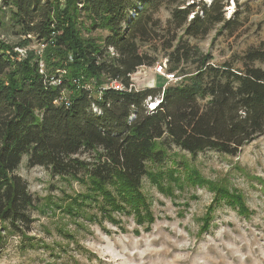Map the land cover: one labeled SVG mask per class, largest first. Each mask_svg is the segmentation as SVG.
<instances>
[{
  "label": "trees",
  "instance_id": "16d2710c",
  "mask_svg": "<svg viewBox=\"0 0 264 264\" xmlns=\"http://www.w3.org/2000/svg\"><path fill=\"white\" fill-rule=\"evenodd\" d=\"M162 5L170 9L165 24L153 16ZM224 5L212 0L197 10L186 0L1 1L0 33L18 41L0 39V250L11 234L40 248L29 236L33 214L56 207L72 222L106 218L121 227L116 214H132L149 229L155 217L142 188L145 178L173 197L176 188L207 186L217 204L250 215L243 193L226 179L206 178L185 160V174L167 165L179 162L177 151H170L174 144L192 156L206 149L234 156L264 134V42L214 62L212 52L189 41L233 21ZM35 43L42 54L29 49L19 59L17 50ZM160 57L177 82L164 90L135 88L132 74ZM58 78L61 83L50 84ZM111 78L125 89H101ZM162 92L149 110L148 100ZM23 157L31 167L79 181L85 191L38 201L16 173ZM256 178L264 186V178ZM214 207L200 219L202 232ZM59 230L72 237L64 225Z\"/></svg>",
  "mask_w": 264,
  "mask_h": 264
},
{
  "label": "rangeland",
  "instance_id": "374dc122",
  "mask_svg": "<svg viewBox=\"0 0 264 264\" xmlns=\"http://www.w3.org/2000/svg\"><path fill=\"white\" fill-rule=\"evenodd\" d=\"M193 1L200 10L212 0H186V4ZM224 4L226 19H233L230 24L218 23L205 36L189 37L190 43L212 52L214 62L231 60L250 46L264 42V0H224ZM153 16L165 24L170 9L162 5ZM0 39L18 41L1 33ZM23 49L17 50L19 59L27 57L29 49L42 54L41 46L36 43ZM41 62L45 70L46 64ZM165 62L160 57L154 65H142L132 74L135 88L166 85L165 77L154 70L156 64ZM173 82L177 81L169 84ZM170 151H177L179 162L167 165L184 172L181 166L185 160L206 178L229 181V185L243 193L250 215H241L227 202L217 204L213 200L215 194L207 186L190 184L183 190L176 188L173 197L145 178L142 188L152 203L155 217L149 229L137 224L132 214L117 213L119 227L106 218H101V222L82 218L72 222L60 207L46 213L35 211L29 236L40 248L29 247L21 237L11 234L0 250V264H264V186L256 178H264V134L234 156L211 149L192 156L175 144ZM22 161L16 173L26 179L38 201L49 196L60 200L66 194L85 191L75 179L53 176L40 165L31 167L26 157ZM212 204L215 205L213 219L206 232H202L200 219ZM57 224L70 230L72 237L60 232L61 225Z\"/></svg>",
  "mask_w": 264,
  "mask_h": 264
},
{
  "label": "built area",
  "instance_id": "2783aa9c",
  "mask_svg": "<svg viewBox=\"0 0 264 264\" xmlns=\"http://www.w3.org/2000/svg\"><path fill=\"white\" fill-rule=\"evenodd\" d=\"M187 3H189V2H187ZM79 6H82V3H79ZM132 14H135V12L133 11ZM29 36H31V35H29ZM22 49H20V50H22ZM24 51H25V49L22 50V52H24ZM109 51L112 54H116L115 53V50H114V48L112 46L109 47ZM40 70H41L42 73L45 72V70L43 68V63L42 62L40 63ZM154 70H155V73H158V74L164 76L165 79H166V81L168 82L166 85L165 84L162 85L163 90L169 84V82H171V81H177L180 78V77L176 76L174 72H168L167 71V68L165 67V63H158V64H156ZM64 73H66V71H63V70L60 71V74H64ZM74 82L76 84H81L80 80H75ZM51 83L52 84H59V83H61V78L52 79L51 82H50V84ZM132 85L135 86L134 84H132ZM84 86H86L90 90L92 89V85L91 84H84ZM106 88H115L117 90H124L125 89V86L118 79L111 78L106 83H104L102 85V87H101V89H106ZM162 95H163V92L161 93L160 96H157V98L155 100H151V99L148 100L147 103H148V109L149 110L155 109V107L157 106V104L160 101H162V99H163ZM66 103H69V100H67ZM93 110L96 111V112L99 110L98 107L95 104H93Z\"/></svg>",
  "mask_w": 264,
  "mask_h": 264
}]
</instances>
